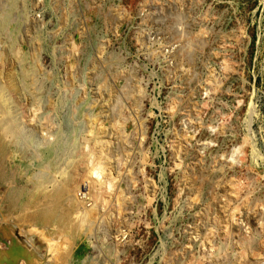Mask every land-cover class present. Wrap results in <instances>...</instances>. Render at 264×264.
I'll return each instance as SVG.
<instances>
[{
	"label": "rangeland",
	"instance_id": "1",
	"mask_svg": "<svg viewBox=\"0 0 264 264\" xmlns=\"http://www.w3.org/2000/svg\"><path fill=\"white\" fill-rule=\"evenodd\" d=\"M0 85L28 159L114 179L58 264H264V0H0Z\"/></svg>",
	"mask_w": 264,
	"mask_h": 264
},
{
	"label": "bare ground",
	"instance_id": "2",
	"mask_svg": "<svg viewBox=\"0 0 264 264\" xmlns=\"http://www.w3.org/2000/svg\"><path fill=\"white\" fill-rule=\"evenodd\" d=\"M15 102V95L0 85V264H58L53 257L59 251L55 240L47 241L46 235L57 234V230L62 234L68 232L67 228L75 230V215L84 217L83 221L94 218L91 214L97 210L99 194L110 192L114 179L107 174L105 164H92L80 186L68 168H59L60 161L54 157L47 166L44 159L42 163L28 159L26 150L39 129L33 125L36 114L29 116L28 110ZM39 126L44 130L40 122ZM57 154L55 149L53 156ZM88 201L94 206L84 207L78 214L61 211L64 203L83 209L81 205L86 206Z\"/></svg>",
	"mask_w": 264,
	"mask_h": 264
}]
</instances>
